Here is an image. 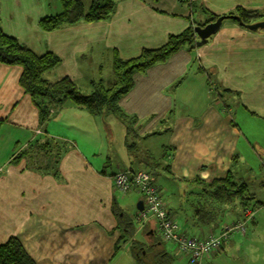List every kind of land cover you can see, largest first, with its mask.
<instances>
[{
    "label": "crops",
    "instance_id": "1",
    "mask_svg": "<svg viewBox=\"0 0 264 264\" xmlns=\"http://www.w3.org/2000/svg\"><path fill=\"white\" fill-rule=\"evenodd\" d=\"M81 1L86 8L91 2ZM113 1L117 6L110 20L54 31L43 30L39 23L63 11L60 0H0V17L6 34L38 55L53 52L61 58L47 78L69 77L88 92L104 70L110 75L111 50L125 59L136 57L142 49L158 48L171 34L209 17L181 0ZM192 1L216 15L238 7L264 9V0ZM21 74V67L0 63V243L17 236L36 264H119L126 252L121 250L122 242L128 241L131 247L134 240L124 231L121 218L138 191H118L117 172L143 168L148 158H154L155 167L169 166L172 172L167 173L189 184L199 185L192 182L197 178H222L229 171L244 179L234 167L242 160L240 142L243 135L247 139V130L232 112L242 109L247 117L244 123L251 118L254 125L251 135H264V31L250 30L233 20H224L206 44L181 48L165 63L136 74L134 87L120 99L123 111L135 118L131 133H138L134 136L149 146L156 138H167L158 155L145 148L141 156L139 151L144 149L130 142L131 133L122 118L110 113L93 115L69 99L42 123L19 83ZM210 82L222 97L210 88ZM154 131L160 132L149 135ZM47 138L68 143L56 171L29 168L26 158L12 161L30 144ZM165 146L171 148L163 158ZM234 156L238 157L235 163ZM118 194L125 195L123 203ZM258 202L263 206L264 202ZM170 207L166 209L171 218L189 237L218 235L226 225L220 222L227 210L201 222L197 208L189 215L178 200H172ZM188 226L198 233L189 234ZM137 230L148 238L159 237L154 221L138 222ZM237 238L246 241L247 233H234L223 246L236 243ZM127 254L131 256L130 251Z\"/></svg>",
    "mask_w": 264,
    "mask_h": 264
},
{
    "label": "trees",
    "instance_id": "2",
    "mask_svg": "<svg viewBox=\"0 0 264 264\" xmlns=\"http://www.w3.org/2000/svg\"><path fill=\"white\" fill-rule=\"evenodd\" d=\"M181 1L188 2L192 7L196 6L209 17L205 21L192 22L180 34H171L168 41L158 48L142 49L141 53L136 57L125 59L119 55L116 49L111 50L110 75L106 79L99 78L96 81L93 80L92 90L88 93L83 92L81 86L69 77L57 80L47 78V75L52 73L61 63V58L53 52L38 55L17 38L6 34L2 27L1 17L0 63L16 65L22 68L19 83L24 91L30 95L33 104L39 111V118L42 123L50 118L51 112L57 105L69 99L75 105L86 109L93 115L101 116L110 113L122 118L128 126L129 135L135 123V118L123 111L120 106V99L134 87V76L136 74L146 73L157 64L165 63L181 48L187 46L190 49H194L200 46L195 30L197 26H204L221 16L225 17L224 20H233L245 28H248L250 24L264 20V9L251 10L238 7L229 13L216 15L212 14L200 3H195L192 0ZM60 2L63 6V11L60 14L48 16L40 20L39 24L43 30L54 31L80 23H95L110 20L114 16L117 6L113 0H91L88 8L84 6L81 0H60ZM210 38L206 43L209 42ZM210 88L216 93L220 92L216 87H212V84ZM219 96L222 97L221 92ZM220 97V101H223ZM159 132L154 131L149 135L158 134ZM66 144L68 145L65 142L59 144L54 139L49 138L43 143L36 141L20 151L12 161L17 162L21 158H26L29 168L39 171L45 169H54L56 171L57 164L65 152L63 149ZM169 148L171 146L164 147L163 158L168 155L167 149ZM237 160L238 157L234 156L232 162L235 163ZM163 168L170 173L172 172L169 166H164ZM138 170L150 172L152 182L155 183L157 171L154 173L144 167L129 171L136 172ZM192 182H196L202 187V192L198 196L203 199V202L199 207H196L197 216L201 222L214 220L219 214L224 213L230 205H234L237 200L242 209L241 214H243L247 207H251L252 205L255 207L259 203L255 199V194L250 191L247 181L235 177L231 171L224 177L212 181L197 178L193 179ZM118 211L120 213V210ZM121 225L124 227V231L126 232L127 230L130 234L135 230L133 223L126 217V214L121 218ZM153 242L154 245H148L146 248L143 244L133 240L132 250L139 264H169L173 258L164 249L163 241L159 237L154 236ZM0 264L36 263L28 254L20 239L17 236H11L6 242L0 243Z\"/></svg>",
    "mask_w": 264,
    "mask_h": 264
},
{
    "label": "rangeland",
    "instance_id": "3",
    "mask_svg": "<svg viewBox=\"0 0 264 264\" xmlns=\"http://www.w3.org/2000/svg\"><path fill=\"white\" fill-rule=\"evenodd\" d=\"M100 76H102V78H106L108 76L107 71L104 70L102 75H98V78H100ZM83 91L86 93L88 92L86 90ZM232 113L235 121L245 126L247 130L246 136H248L247 139H245V136L243 135L240 142L243 157L239 165L234 167V170L247 181L250 191L256 196V201L264 202V135H251L254 125L250 122L252 121L250 117H248L250 118L248 122L244 123V119H247V117L242 109H238V111H233ZM138 124L141 125V122H138ZM161 128H163L162 124L159 125V129ZM115 129L116 131H119V128L116 127ZM131 131L132 130H130V133ZM136 133L138 132L134 131L131 133L129 140L130 142H135L138 146H140L141 150L144 149L143 151H139L142 157L144 156L145 148H150L153 155H158L161 144L167 143L166 137L156 138L152 140L153 143L149 146L145 139H138L134 136ZM243 141L245 143L247 142V145L245 144V146H243ZM143 160L145 162L146 159L143 158ZM155 166L156 164L154 162V158H148L144 168L150 171L154 168L158 172L155 177V183L160 189L161 196L168 208L171 209L170 205L172 200H178L183 206V209H185L186 213L190 215L191 213L189 212H192L193 208L201 205L203 199L198 196V193L202 192L201 186L189 184L175 178L171 174L167 173L166 170L163 169L162 165L158 167ZM138 193L134 195L130 202L131 207L125 210V214L126 217H128L133 223L134 228H136L131 235L133 236L132 238L134 241L143 244L147 248L151 240L146 237L142 231L137 230V202L139 198L142 197V195ZM118 198L123 203L125 195L118 194ZM262 204L263 206H261V203H257V206L255 207H253V205L251 206L254 210V219L253 222L252 219H250L245 225V233H247L246 241L245 238H237L235 239V242L237 241L236 243L228 246L225 244L222 248L206 254L199 264H264V203ZM241 210V206L237 200L234 205H230L227 208L226 214L221 218L220 225L234 223L238 214L241 213ZM185 230L189 234L198 233L190 226H188ZM234 233H232V235ZM159 237L163 241V244L166 245V248L168 247L167 250L173 255V260L169 264H185L186 262L191 264L192 257L190 255L180 252L177 248L173 247L170 242L164 241L160 235ZM130 246L131 247H129L128 241L122 242L121 250L126 252L123 258L118 262L119 264H139L132 250V241L130 242ZM127 251H130L131 256L127 257ZM214 253H216V255L211 256V254Z\"/></svg>",
    "mask_w": 264,
    "mask_h": 264
},
{
    "label": "built area",
    "instance_id": "4",
    "mask_svg": "<svg viewBox=\"0 0 264 264\" xmlns=\"http://www.w3.org/2000/svg\"><path fill=\"white\" fill-rule=\"evenodd\" d=\"M114 184L121 193H128L132 189H136L142 195L144 208L137 215L138 222L144 225L149 221H154L157 233L162 239L173 243L180 252L190 255L192 257L191 264H199L206 254L220 249L232 233L245 234V225L254 215L253 208L247 207L238 221L224 225L218 235L198 239L189 237L180 231L179 223L171 218L166 209L160 189L152 182L150 172L144 170L121 171L114 176Z\"/></svg>",
    "mask_w": 264,
    "mask_h": 264
},
{
    "label": "water",
    "instance_id": "5",
    "mask_svg": "<svg viewBox=\"0 0 264 264\" xmlns=\"http://www.w3.org/2000/svg\"><path fill=\"white\" fill-rule=\"evenodd\" d=\"M224 16L219 17L217 20L207 23L204 26H197L196 27V34L199 38L198 44L203 45L206 41L214 34H216L223 21ZM248 28L253 31H258L264 29V20L255 22L253 24L248 25ZM144 208V201L140 200L137 203V210L141 211ZM132 223V222H131Z\"/></svg>",
    "mask_w": 264,
    "mask_h": 264
},
{
    "label": "flooded vegetation",
    "instance_id": "6",
    "mask_svg": "<svg viewBox=\"0 0 264 264\" xmlns=\"http://www.w3.org/2000/svg\"><path fill=\"white\" fill-rule=\"evenodd\" d=\"M149 239L151 240V242L149 243V245H154V242H153L154 236H151Z\"/></svg>",
    "mask_w": 264,
    "mask_h": 264
}]
</instances>
